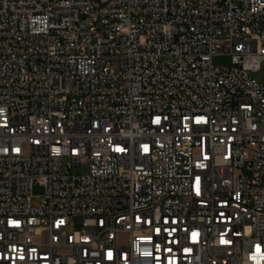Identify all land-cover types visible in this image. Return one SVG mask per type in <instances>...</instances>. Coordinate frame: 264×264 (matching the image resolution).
Instances as JSON below:
<instances>
[{
  "label": "built area",
  "instance_id": "obj_1",
  "mask_svg": "<svg viewBox=\"0 0 264 264\" xmlns=\"http://www.w3.org/2000/svg\"><path fill=\"white\" fill-rule=\"evenodd\" d=\"M263 65L264 0H0V264H264Z\"/></svg>",
  "mask_w": 264,
  "mask_h": 264
},
{
  "label": "snow or ice",
  "instance_id": "obj_2",
  "mask_svg": "<svg viewBox=\"0 0 264 264\" xmlns=\"http://www.w3.org/2000/svg\"><path fill=\"white\" fill-rule=\"evenodd\" d=\"M3 110L2 109H0V112H2ZM185 119H187V117L185 118ZM203 120V117H197L196 118V122L197 123H200L201 121ZM159 121H160V118L159 117H157L156 118V120L154 121V122H156V123H159ZM6 126V125H5ZM143 147H144V150H145V152H147L148 151V146L147 145H143ZM125 149L124 148H121V147H119V146H117L116 148H115V151H117V152H123ZM14 151H19V149H14ZM58 151V150H57ZM205 158H207V157H205ZM201 167H203V165H200ZM196 195L197 196H200L201 195V193H200V178H199V176H197L196 177ZM238 207V206H237ZM220 216L221 217H225V213L223 212V211H221L220 212ZM136 219H137V221L139 222L140 221V217L138 216V217H136ZM227 219H231V217L230 216H228L227 217ZM9 223H13V224H16L17 226H19V223L17 222V221H10ZM63 223V221H59L58 222V224H57V226H59V224H62ZM147 223H149V224H151L152 223V221H147ZM163 223L165 224V225H168L169 224V220L167 219V218H165L164 220H163ZM171 223L172 224H177L178 223V221H176V220H172L171 221ZM174 231H176V229L175 228H173L172 229V232H174ZM188 230L187 229H185V232H187ZM249 231H250V229H249ZM154 232H155V234L157 235V236H161V242L163 243V233H166L167 235H171L172 234V232H170L169 230H168V228H161V227H156V228H154ZM236 235H240V233H235ZM198 235H199V233L198 232H196V231H191L190 232V236H191V239H192V242H196L197 241V237H198ZM85 239H87V238H85ZM141 239H147V240H151L152 238L151 237H142ZM172 243H175V244H178V241H172ZM220 243L221 244H230L231 243V241L230 240H226V239H224L223 237L221 238V240H220ZM157 248H159L160 247V245H155ZM165 251H167V252H171L172 251V249L171 248H165ZM191 251V249L190 248H184V252H190ZM260 252V246L259 245H256V253H259ZM144 255H150V254H148V253H144ZM112 257H113V254H112V252L111 251H109L108 253H107V258L109 259V260H111L112 259ZM170 264H176V261L175 260H171L170 261Z\"/></svg>",
  "mask_w": 264,
  "mask_h": 264
},
{
  "label": "rangeland",
  "instance_id": "obj_3",
  "mask_svg": "<svg viewBox=\"0 0 264 264\" xmlns=\"http://www.w3.org/2000/svg\"><path fill=\"white\" fill-rule=\"evenodd\" d=\"M214 63L215 64H229L230 63V58L227 56H216L214 58ZM255 79H257L260 83H264V65L261 68L260 71L254 73ZM33 194L34 195H41L43 193V188L40 187L39 185H34L33 186Z\"/></svg>",
  "mask_w": 264,
  "mask_h": 264
}]
</instances>
